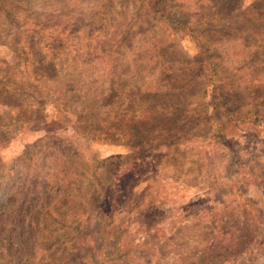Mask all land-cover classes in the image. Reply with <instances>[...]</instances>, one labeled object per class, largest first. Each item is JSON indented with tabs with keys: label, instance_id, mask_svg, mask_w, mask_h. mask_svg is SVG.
Wrapping results in <instances>:
<instances>
[{
	"label": "rangeland",
	"instance_id": "obj_1",
	"mask_svg": "<svg viewBox=\"0 0 264 264\" xmlns=\"http://www.w3.org/2000/svg\"><path fill=\"white\" fill-rule=\"evenodd\" d=\"M156 1L0 0V76L23 90L0 88V205L7 204L0 209V264H59L65 247L67 251L71 247L72 252L64 259L67 264L82 259L91 262V245L74 242L79 237L87 242L100 218L99 207L106 200L110 201L116 225L130 227L133 244L144 242L139 254L134 255L144 264H264V232L253 237L252 247L235 255L222 256L217 263L205 259L209 240L217 231L215 225L221 231L237 232L249 217L245 208H238V190L231 188L229 181L240 180L239 191L245 198L263 200L264 124L254 125L248 133L249 128L236 125L228 143L219 146L208 136L210 124L187 125L186 120L178 119L174 132L188 131L182 142L173 144L181 136H172L170 149L147 152L154 156L148 157L140 170L123 172L124 161L119 160L129 153L124 143L96 141L75 132L70 112L47 92L65 85L69 75L78 78L75 83L85 74L104 83V78L114 80L120 72L130 74L131 68L126 65L134 59L135 65L143 63L136 67L139 74L142 70L141 76H146L140 77L142 88L151 85L154 90L169 91L176 85L175 93L183 95L177 97L181 104L184 97L187 102L199 101L203 79L196 76L200 70L182 64L184 59L192 60L199 54L194 38L199 36L190 34L194 30L209 45L212 60L225 67L219 73H233V63L244 55L234 41L220 42L212 37L219 36L220 26L216 24H223L214 20L212 13L221 11L225 15L236 8L238 0H166L162 15L171 17L172 23L150 8ZM253 1L244 0L243 5ZM129 41H133L130 50L124 49ZM50 44L61 50L50 51ZM89 45L91 58L109 54L118 45L126 56L117 58L127 61L125 66L103 71L83 65ZM57 53L59 59L54 63L53 54ZM98 59L104 63L109 58ZM72 60L77 64L71 67ZM180 70L181 78L177 77ZM248 71L242 68L237 75L247 77ZM32 72L46 77L39 81L43 86L32 80ZM161 73L165 80L156 85L155 78ZM174 77L179 82H174ZM243 97V93H235L236 105L243 103ZM175 100L173 97L171 101L178 102ZM44 143L45 151L39 148ZM231 155L235 159L227 169ZM57 163L64 164L58 171L66 169L65 184L62 176H50ZM228 170L232 171L229 179ZM249 172L254 174L250 180L253 184L247 183ZM7 180L10 190L5 185ZM65 188L68 197L64 199L61 192ZM55 199L63 207L57 206L55 213L47 214L44 238L39 233L31 245H26L24 238L29 233H20L22 216L11 209L20 204L21 210L28 205L35 210L38 205H53ZM91 199L92 210L89 205V210L80 215L66 212L77 201L85 205ZM259 209L264 214V206ZM53 235L61 239L49 240Z\"/></svg>",
	"mask_w": 264,
	"mask_h": 264
},
{
	"label": "trees",
	"instance_id": "obj_2",
	"mask_svg": "<svg viewBox=\"0 0 264 264\" xmlns=\"http://www.w3.org/2000/svg\"><path fill=\"white\" fill-rule=\"evenodd\" d=\"M243 1L238 0L236 8H233L232 11L225 15L221 11L212 13L214 20L217 21L219 19L223 22L222 25L220 23L216 24V26H220L219 30H217L219 36L212 37H215L220 42L227 39L234 41L237 43L236 47L244 55L237 62L233 63L234 66L231 67L233 73L230 75L219 73L224 66L221 67L218 62L213 61L214 59L212 60L209 45L207 46V43L198 31L194 30L193 33H190L199 36L194 38L198 41L200 51L194 59H184L182 64L186 65L185 67H191L193 69L194 67H198L200 70L196 76L197 80L203 79V82L199 83L202 94L199 101L187 102L184 97L182 101H185V103L181 104L177 97L182 98L183 95L181 96L179 93H175L176 85L169 91H164L162 88L154 90L151 85L146 89L142 88L141 85L143 83L140 77L146 79V76H141L142 70H140L139 74V69H136V67H139L143 63L135 65L136 62L133 61L134 59L126 65V68L128 65V68H131L130 74L120 72V74L118 73L114 77V80L106 78H104L105 80L100 79L104 83L97 80L94 81L90 75L86 74L79 76V82L75 83L74 81L78 78L69 75L68 82L65 85H59L57 89L53 91L47 90V92L55 100L59 101L66 111L70 112L69 117L75 128V132L88 135L96 141L124 143L125 149L129 153L125 154L119 160L121 162L124 161V166L121 169L123 172L127 170H140L145 160H148L150 156L153 157L155 152L160 151L161 148L170 149L171 146L168 143L172 136H181V140H173V144L175 142H182V139H184L188 131L182 130L176 131V133L174 132L177 129L175 126L178 119L186 120L185 123L187 125H197L199 123L210 124L209 138L219 146L223 145L224 141L228 143V136L232 134L231 130L236 125L240 126L239 128H249L247 129L248 133L253 129L252 127L254 125L264 124V0H254L248 5H243ZM165 2L166 0H157L153 3L154 5L151 4L150 8L156 9L159 18H163V20L172 23L171 17H163L162 15ZM209 2L212 3V0ZM212 32L215 33L214 30ZM125 36H128V32L125 33ZM203 36L208 37L207 34H203ZM132 43L133 41H129V45H124L123 48L130 50ZM47 48L53 52H59L61 50L60 48L54 49L51 44ZM120 48L117 45L115 49L110 50L109 54L98 57L109 58L102 63L98 62L99 59L96 56V58H91V45L86 46L85 49L89 51L86 52V58L88 59L83 61V65H94L95 67H100V69L102 68L103 71L111 67L114 71H117V69L119 70L127 62L124 59L119 60L117 58L120 54L124 57L126 56L124 51H120ZM152 48L155 50L159 49V47L155 46ZM115 55L116 57H114ZM53 56L55 58L54 63H56L59 59V54H53ZM98 63H101V66L96 65ZM69 64L72 67L77 62L72 60ZM242 68L249 70L247 77L245 74L241 76L237 75L239 73L238 71ZM144 69L147 71L148 68L144 67ZM149 72L153 76V71ZM181 72L182 70L178 71L177 77H182ZM259 74L262 76L258 77ZM30 75L37 85L43 86L39 81L46 79L45 76L37 75L35 72H32ZM192 75L195 74L192 73ZM123 78L126 80L122 81ZM155 79L157 80V85L159 81L162 82L165 80L164 74L161 73ZM174 82L177 83L179 81H175L174 77ZM12 84L14 83L7 77L0 76V88L2 86L4 89L10 90L13 87L15 92L23 91L17 84ZM153 86H155V83ZM1 93L2 89H0V100H2ZM235 93L244 94L242 99L243 103L236 105ZM173 97L178 102H172ZM168 115L172 116L167 117ZM58 116H61L60 112ZM39 148L45 151V143L41 144ZM47 148L49 147L47 146ZM60 149L61 147L56 149V152H59ZM147 152H153V154L150 155ZM231 157L228 165H226L227 169L234 162L235 155H231ZM61 165L64 166L63 163L54 165L53 173L50 176L54 178L56 175L62 176L61 179L65 184L66 174L64 173L66 169L60 168V171H58ZM231 174L232 171L228 170L226 177L231 176ZM211 175L213 176L214 173ZM108 176L112 182V173L109 172ZM248 176L247 183L253 184L250 180H252L254 174L249 172ZM239 181V179L229 181V184L231 188H234L236 191L238 190L237 206L238 208L246 209L244 210L246 214H249L248 220L243 223L241 230H237V232H232L228 229L221 231L218 228L219 226L215 225L214 227L217 231L209 240L208 252L205 257L206 260L217 263L222 256L235 255L238 250L249 246L252 247L253 237L255 236L256 239L260 232H264V214L259 209L262 205L264 206V194H262V201L245 198L243 193L239 191ZM5 185L7 190H10L11 187L8 186L10 185L8 180ZM20 185L24 184L21 183ZM43 185H46V183H43ZM252 186L254 188L257 187L255 184ZM44 187L46 186H42V188ZM1 188L4 187L1 185ZM67 192L68 189L66 188L61 192V196L64 199L68 197ZM54 202L50 206L38 205V208L35 210H32L30 205L22 207L21 210L20 204L15 209H11V212H17L22 216L20 233L24 234L25 231L29 233L24 238L26 245H31L38 238L39 233H41L40 238H44V234L47 231L43 223L47 219V214L53 213L57 206L59 208L63 207L62 202L57 205V199ZM5 205L7 204L2 202L0 209ZM89 205H91L92 210L94 208V201L92 199L91 201H87L85 205H81L77 201L66 212L74 211L80 215L81 212L89 210ZM0 213H2V210ZM99 214L100 218L94 229H92L91 236L87 238V242L82 237H79L74 242L78 244L81 241L85 245H91L93 252L88 257L91 260L88 263L144 264L145 261L140 258H134V255L139 254L138 248L142 247L144 242L133 244L129 231L130 227L128 225H116V221L113 219L110 201L106 200L104 205L99 207ZM214 224H216V221H214ZM66 234H64V237L67 240ZM52 238L55 242L61 239V237L57 238L53 235L49 240ZM71 254V247L68 251L65 247L61 253L59 264H67V261H64V259L70 257ZM130 260L132 261L131 263ZM88 263L84 259L76 262V264Z\"/></svg>",
	"mask_w": 264,
	"mask_h": 264
}]
</instances>
